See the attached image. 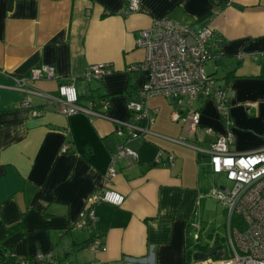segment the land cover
Wrapping results in <instances>:
<instances>
[{
  "label": "crops",
  "instance_id": "1",
  "mask_svg": "<svg viewBox=\"0 0 264 264\" xmlns=\"http://www.w3.org/2000/svg\"><path fill=\"white\" fill-rule=\"evenodd\" d=\"M124 6L125 0H0V247L25 264H55L54 257L37 255L55 253L62 236L74 249L62 264H186V245L209 231L196 209L204 173H211L195 146L206 148L230 130L234 152L264 147V0H140V11L126 15ZM164 16L222 38L206 72L226 89L230 127L212 98L193 103L200 119L192 132L185 107L173 120L171 100L154 97L151 133L129 143L137 159L116 161L106 183L110 153L121 140L114 121L63 115L45 95L75 78L78 95H108V115L132 122L126 102L145 79L133 70L145 55L135 44L137 32ZM99 62L111 73L84 82L83 72ZM43 64L54 66L55 78L31 81L35 93L3 87ZM26 96L30 107L21 105ZM159 152L164 163L151 164ZM101 188L123 194V203L98 204L95 219L78 227L87 199Z\"/></svg>",
  "mask_w": 264,
  "mask_h": 264
},
{
  "label": "built area",
  "instance_id": "2",
  "mask_svg": "<svg viewBox=\"0 0 264 264\" xmlns=\"http://www.w3.org/2000/svg\"><path fill=\"white\" fill-rule=\"evenodd\" d=\"M140 0H125L122 9L124 15L140 11ZM222 38L211 28L191 29L188 25L177 22L170 17L155 18L149 27L137 32L135 44L144 50L142 62L133 66V70L145 72L136 98L126 102L132 114V122L119 121L108 114L96 110L92 102L86 105L78 102L77 79L71 78L59 83L56 94L45 95L47 101L56 111L63 115L82 113L111 119L116 124L115 135L121 140L110 153V163L105 174L108 183L115 175L114 163L120 159H137V152L129 143L151 133L149 126L156 110L148 106L154 97L171 100L175 109L171 113L173 120L181 115L179 108H186L184 120L192 132L199 124V110L193 103L201 98H212L216 102L218 114L225 126L231 124L228 112V95L226 89L216 85V80L205 70V64L217 53ZM110 66L104 62L90 65L82 74L85 82L101 80L110 74ZM55 78L53 65H39L27 74L12 76V84L3 86L25 94L35 93L29 88L31 81ZM2 86V85H1ZM102 109L108 106L104 99L99 100ZM21 105L30 107L28 97H23ZM34 113H40L33 110ZM207 133L210 128H205ZM179 142H184L179 139ZM233 136L230 130L218 134L206 148L195 146L205 156L211 174L222 176L229 185L215 186L211 194L221 203L225 211V244L227 255L222 258H207L204 264H264V147L245 153L231 150ZM69 148L61 147V152ZM167 158L172 161L173 155ZM156 164L164 163L161 152L154 159ZM124 195L106 188L96 190L87 199L78 227H83L95 219V207L100 203L120 205ZM234 217L236 219L234 220ZM198 235H195V239ZM99 240L92 247L100 248ZM37 257H51V254H38ZM203 262V261H202ZM20 264H25L24 260ZM202 264V263H201Z\"/></svg>",
  "mask_w": 264,
  "mask_h": 264
},
{
  "label": "trees",
  "instance_id": "3",
  "mask_svg": "<svg viewBox=\"0 0 264 264\" xmlns=\"http://www.w3.org/2000/svg\"><path fill=\"white\" fill-rule=\"evenodd\" d=\"M232 72H230L227 76H231ZM85 82V81H84ZM89 82V81H88ZM225 88V87H224ZM89 89V88H88ZM132 89H130L129 92V96H132L131 94ZM106 100L108 102V106L105 107V109H102V105L100 104L99 100ZM78 102L80 104L86 105L89 102L93 103V106L96 110L102 111L105 114H108V110L110 108V102L108 99V95H103V94H93L92 90H89L87 92L81 93L78 95ZM116 126V124H115ZM144 137V136H143ZM201 154V153H200ZM202 155V154H201ZM151 164H156L154 161ZM236 219V217H234V220ZM20 225V224H19ZM19 225H14V226H10L8 228L9 233H12L13 229L18 228ZM214 237V233L213 231H208L205 233V235H201V237H199L197 239V241H193L190 244L186 245L185 248V260H186V264H189L190 260L193 259L194 254L196 252H208L209 250H212L213 248L217 247V251L211 255V258L217 259V258H222L225 257L227 255L226 253V249L224 248L225 244L223 243L224 237L219 238V237ZM208 239V241H203V239ZM94 239V237H93ZM69 245H70V241L68 240V237L62 236L61 240L59 241V243L57 244V246L55 247V253H51V257H54L55 264H62V262L65 260V258L68 256V254L70 253V251H74V249L70 248L69 249ZM0 264H20V261H18L12 254L11 251L9 249L6 248H1L0 247Z\"/></svg>",
  "mask_w": 264,
  "mask_h": 264
},
{
  "label": "rangeland",
  "instance_id": "4",
  "mask_svg": "<svg viewBox=\"0 0 264 264\" xmlns=\"http://www.w3.org/2000/svg\"><path fill=\"white\" fill-rule=\"evenodd\" d=\"M208 60L207 62H209ZM209 64H205V70L208 71ZM224 88V87H223ZM204 188L202 195L204 196L201 205L197 206L196 212L198 218L202 219V224L206 230L213 231V233L222 238L226 234L225 227V213L221 203L211 194L212 189L221 185H229L222 176L216 174L204 173ZM225 243V239L223 240ZM226 246V244H225Z\"/></svg>",
  "mask_w": 264,
  "mask_h": 264
},
{
  "label": "water",
  "instance_id": "5",
  "mask_svg": "<svg viewBox=\"0 0 264 264\" xmlns=\"http://www.w3.org/2000/svg\"><path fill=\"white\" fill-rule=\"evenodd\" d=\"M217 251V247L213 248L212 250H209L208 252H197L194 254L193 260H203L209 258L211 255H213Z\"/></svg>",
  "mask_w": 264,
  "mask_h": 264
}]
</instances>
